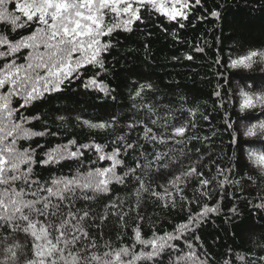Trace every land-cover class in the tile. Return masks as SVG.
I'll use <instances>...</instances> for the list:
<instances>
[{"label": "snow or ice", "instance_id": "obj_1", "mask_svg": "<svg viewBox=\"0 0 264 264\" xmlns=\"http://www.w3.org/2000/svg\"><path fill=\"white\" fill-rule=\"evenodd\" d=\"M202 7L0 0V264H264V232L240 210L264 219V43L238 39L226 59L217 55L210 111L131 71L119 93L108 81L119 33L163 19L179 42ZM76 81L103 102L102 115L66 94ZM201 121L210 133L200 134ZM221 128L230 155H213ZM225 200L243 244L214 253L200 230L225 214Z\"/></svg>", "mask_w": 264, "mask_h": 264}, {"label": "trees", "instance_id": "obj_2", "mask_svg": "<svg viewBox=\"0 0 264 264\" xmlns=\"http://www.w3.org/2000/svg\"><path fill=\"white\" fill-rule=\"evenodd\" d=\"M202 3L203 7L196 9L189 21L185 22V28L177 30L179 42L172 35L176 26L163 19L149 21L145 25L137 26L131 33L117 35L116 39L120 44L112 56L108 57L109 65H114L108 81L116 88L117 93L123 88L121 77L127 70L152 82L169 95L173 92H183L190 100L198 98L201 104L207 100L209 111L211 110L209 93L217 83L213 61L217 55L226 59L238 39H243L252 46L264 43V0H202ZM213 10L220 12L218 20L210 16ZM198 16L206 18L200 20L196 18ZM164 28L168 31L165 32ZM238 28L240 31H237ZM197 45L203 47L204 52L195 53L193 61L173 60V57H183L184 53L191 52ZM76 93L79 94L74 95ZM66 94L73 96L74 100H79L81 107L87 108L93 115H102L105 111L101 100L92 99L84 94L79 81L74 82ZM118 99L122 97L118 96ZM59 103L64 105L69 102ZM91 104L97 107H90ZM108 104L110 106L111 101ZM212 124L219 127V118L213 119ZM201 125L204 129L201 135L212 130V127L203 121ZM220 133H223L222 128ZM220 133L210 141L213 145V155L220 153L222 148L230 155L233 150L228 145L229 137L226 133ZM230 206V202L225 200V214L213 217L200 230L205 247L214 253H223L229 248L238 249L243 244L239 235L233 237L235 229L232 222L225 218L227 207ZM240 210L249 224L257 226V233L264 232V219L256 215L249 217L247 209L242 204Z\"/></svg>", "mask_w": 264, "mask_h": 264}]
</instances>
